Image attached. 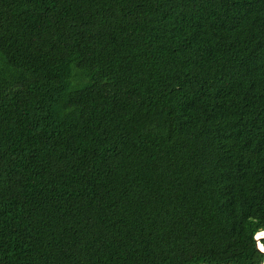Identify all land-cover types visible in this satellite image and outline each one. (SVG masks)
<instances>
[{"label": "trees", "instance_id": "1", "mask_svg": "<svg viewBox=\"0 0 264 264\" xmlns=\"http://www.w3.org/2000/svg\"><path fill=\"white\" fill-rule=\"evenodd\" d=\"M262 231L264 0H0V264H263Z\"/></svg>", "mask_w": 264, "mask_h": 264}, {"label": "water", "instance_id": "2", "mask_svg": "<svg viewBox=\"0 0 264 264\" xmlns=\"http://www.w3.org/2000/svg\"><path fill=\"white\" fill-rule=\"evenodd\" d=\"M256 238H257V240H258V247H259V249H260L262 252H264V245H263V243L261 242V240L264 238V231L259 232V233L257 234ZM263 264H264V262H263Z\"/></svg>", "mask_w": 264, "mask_h": 264}]
</instances>
